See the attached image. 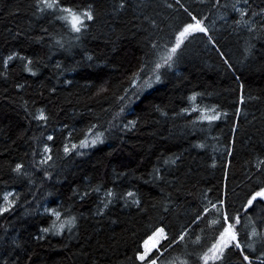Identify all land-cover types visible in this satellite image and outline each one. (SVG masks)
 <instances>
[{
	"label": "trees",
	"instance_id": "trees-1",
	"mask_svg": "<svg viewBox=\"0 0 264 264\" xmlns=\"http://www.w3.org/2000/svg\"><path fill=\"white\" fill-rule=\"evenodd\" d=\"M36 2L0 0V205L5 191L18 195L13 208L0 214V264H140L137 249L156 225L170 236L188 230L186 246L164 252L165 264H199L189 253L202 246L193 241L199 235L206 245L212 238L205 220L192 222L204 195L215 202L227 184L230 211L243 218L244 192L257 178L264 180L256 166L264 160V15L252 17L256 30L249 32L234 23L236 0H221L228 8L215 0H180L193 15L207 18L209 31L186 40L156 83L155 62L190 21L176 0H60L92 6L94 19L81 33L57 19L59 12L37 11ZM248 3L249 15L264 9V0ZM249 46L252 55L245 52ZM13 53L32 59L37 75L24 71L19 59L5 67ZM134 73L139 80L132 87ZM150 77L152 87L137 92ZM193 93L200 108L217 106L227 116L209 124L197 112H183L191 109ZM41 108L46 123L33 119ZM129 121L135 126L126 128ZM93 125L104 132L103 143L63 152ZM45 145L52 160L40 163ZM17 164L24 174L13 171ZM97 186L100 193L80 199ZM104 189L118 196L136 192L141 203L124 196L97 215ZM46 209L60 211V223L70 216L76 222L61 234L43 233L55 220ZM248 214L264 231L260 206ZM260 250L257 243L256 254ZM226 264H241L238 250L228 253Z\"/></svg>",
	"mask_w": 264,
	"mask_h": 264
},
{
	"label": "snow or ice",
	"instance_id": "snow-or-ice-1",
	"mask_svg": "<svg viewBox=\"0 0 264 264\" xmlns=\"http://www.w3.org/2000/svg\"><path fill=\"white\" fill-rule=\"evenodd\" d=\"M241 0H236L235 3L231 5L233 11L239 13V19L234 21V23L239 27L247 28L249 32H253L256 30V24L254 23L252 17L257 15H264V9H261L260 13L255 11H251V15H249V10L251 6L248 3V0H243V7H238ZM176 4L180 5L181 8H184V11L189 15L190 21L182 24L173 35V42L171 47L169 48L165 45V54L160 56L158 62H155V72H154V82L159 83L162 82V76L160 74V69L167 67L171 68L173 64L176 62V57L179 54L181 46L184 45L186 40L194 37L197 33L208 34V28L205 26L204 20L206 17L201 19L196 15H193L187 8L184 7L180 3V0H176ZM215 6L228 8V4H221V0H215ZM124 4H120V8H123ZM167 7L172 8V4H168ZM37 11L43 13L47 10H51L53 12H59L60 15L56 18L59 20H63L67 25L70 26L71 30L75 33H81L82 30L87 28L86 21H92L94 19V13L91 5H88L86 8L81 9L79 6L71 7L63 5L60 0H37L36 2ZM264 29V25L261 26ZM79 37H77L78 39ZM208 41L212 44H215V41L212 39L210 35H208ZM252 47L249 46L245 49V52L248 55H252ZM153 49H157V45L155 43L152 44ZM219 51V49H217ZM220 56L224 58V63L228 66V68H232V64L229 63V58L225 56L223 52H219ZM91 59V57H88ZM14 59H19L24 62L23 70L31 73V75H37V72L33 70L31 65L33 64V60L26 57L21 56L19 53H13L9 55L7 59L4 61L5 67H7L8 62ZM143 69H141L142 71ZM139 80V73H134L131 78V85L135 87ZM153 84L152 78L150 77L148 81L144 84L140 85L137 89V92L142 91L145 88H151ZM18 87H23V85H18ZM243 85H241V89ZM104 89H101L103 91ZM55 91V89H53ZM125 95H127V89L125 90ZM198 93H193L189 99L193 102L191 109L185 108L182 111L188 113L190 111H194L199 113L198 119L202 121H208L211 124L214 121H217L221 118V116H227L226 112H219L217 110V106L204 107L200 108L195 104ZM124 96H120V100H124ZM244 102V96L241 94L240 103ZM123 108H121V112H123ZM33 119L44 121L45 123L48 121L49 117L45 114L43 108L38 110V114L33 115ZM135 121H129L125 127H134ZM95 125L90 127L85 133L84 138L79 141L78 144L72 143L69 147L68 144H65L63 147V152L65 154L71 153L73 150L79 148H89L97 145L98 143L104 142V132H96L94 131ZM71 135V133H69ZM92 137V138H89ZM48 140H53L52 136L47 137ZM199 147H203V145H199ZM44 153L47 154L45 159H42L40 163H46L49 160H52V148L48 145L44 146ZM79 155H83V152H78ZM231 155V152H229ZM174 162V161H173ZM214 166V165H213ZM257 168L260 170L261 176H264V160L257 159ZM23 165L17 164L13 169L14 172L22 173ZM158 172V170H156ZM162 179V177H160ZM227 178V173H225V179ZM251 179V177H249ZM102 190V186H97L90 191H84L80 195V199L84 200L91 193H100ZM131 197V203L139 206L141 201L137 196L136 192L127 191L118 196V194L113 189H104L103 190V199L101 200L102 208L98 207L97 215L102 214L103 209H107L112 203L114 199ZM228 186L225 184L222 189V193L217 197L215 202L208 199L206 195H204V200L201 209L197 212L193 219V223H197L201 220H205L206 226L212 231L211 240L205 245L203 243L204 238L202 236H196L193 243L197 245H201V251L189 253L190 256L194 255L199 262V264H226V259L228 253L235 249L239 251L241 264H264V231H260L256 227V222L253 220L252 216L248 214V209L253 208L254 206L259 205L261 208V212H264V180L257 178L255 186H250L246 192L243 194V201L241 207L244 212V217L242 218L240 211H230V204L228 203ZM16 199H18V195L11 191H5L2 196L3 204L0 205V214L5 212H9L14 204ZM46 211L51 212V216L55 217V220L52 221L50 227L43 228V233H53V234H61L66 226L74 225L76 222L75 216H70L68 219L64 220V222L60 223L61 220V212L56 209H46ZM207 217V219H205ZM261 220H264V216L260 217ZM249 225L251 226L249 228ZM241 229H244V238L243 242L241 239ZM69 230L71 228L69 227ZM203 231V229L201 230ZM188 237V230L180 232L178 235L170 236L169 232L166 231V227L163 225L153 226L149 233H146L145 238L142 240V244L138 247L136 252V260L140 261V264H165V262L161 259L163 257L164 252H167L173 245L179 243H185L186 246V238ZM39 239V237H38ZM257 243L260 244L261 250L257 253ZM256 254V255H253ZM175 264V262H172ZM179 264H189V260L185 259L180 261Z\"/></svg>",
	"mask_w": 264,
	"mask_h": 264
}]
</instances>
